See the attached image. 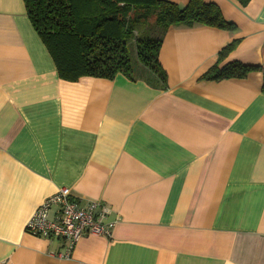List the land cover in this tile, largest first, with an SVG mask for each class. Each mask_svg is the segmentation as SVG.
Segmentation results:
<instances>
[{"label":"crops","instance_id":"0c3cea01","mask_svg":"<svg viewBox=\"0 0 264 264\" xmlns=\"http://www.w3.org/2000/svg\"><path fill=\"white\" fill-rule=\"evenodd\" d=\"M204 1L237 30L171 27L161 88L62 80L24 0H0V264H264V0ZM234 40L220 69L261 70L201 79ZM63 188L113 224L70 258L26 231Z\"/></svg>","mask_w":264,"mask_h":264},{"label":"trees","instance_id":"16d2710c","mask_svg":"<svg viewBox=\"0 0 264 264\" xmlns=\"http://www.w3.org/2000/svg\"><path fill=\"white\" fill-rule=\"evenodd\" d=\"M246 7L252 0H237ZM28 17L48 49L62 80L83 77L114 80L123 75L131 81L144 80L165 88L167 75L159 54L165 33L171 27L206 26L235 32L237 26L225 19L220 7L204 0H190L185 7L167 0H24ZM155 18L160 37L135 36L139 23ZM135 44V59L129 49ZM240 40L224 47L216 64L201 78L243 79L260 71L258 66L238 62L220 69ZM139 65L144 67L140 68ZM264 93V83L262 86Z\"/></svg>","mask_w":264,"mask_h":264},{"label":"built area","instance_id":"2783aa9c","mask_svg":"<svg viewBox=\"0 0 264 264\" xmlns=\"http://www.w3.org/2000/svg\"><path fill=\"white\" fill-rule=\"evenodd\" d=\"M109 210L100 202L71 198L67 188L47 198L28 221L26 231L44 239L67 241L70 258L76 244L86 236H108L112 223L105 225Z\"/></svg>","mask_w":264,"mask_h":264},{"label":"rangeland","instance_id":"374dc122","mask_svg":"<svg viewBox=\"0 0 264 264\" xmlns=\"http://www.w3.org/2000/svg\"><path fill=\"white\" fill-rule=\"evenodd\" d=\"M161 29L159 25L156 23L155 18H152L148 22H140L139 26L137 27V30L135 31V36L138 38L140 35L143 36V39H156L160 37ZM135 44L132 43V47H130L129 51L131 55L133 56V59H135L136 53H135ZM140 68L144 69L141 65H139ZM145 70V69H144Z\"/></svg>","mask_w":264,"mask_h":264}]
</instances>
